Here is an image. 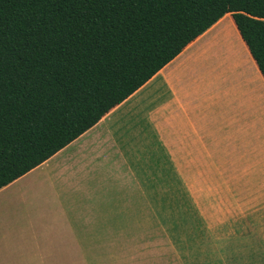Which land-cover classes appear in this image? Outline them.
<instances>
[{
  "label": "crops",
  "instance_id": "crops-1",
  "mask_svg": "<svg viewBox=\"0 0 264 264\" xmlns=\"http://www.w3.org/2000/svg\"><path fill=\"white\" fill-rule=\"evenodd\" d=\"M262 85L225 13L94 125L0 188V264H101L106 242L165 208L159 178L209 192L200 178L244 151L264 123ZM223 255L230 259L217 264H264V247Z\"/></svg>",
  "mask_w": 264,
  "mask_h": 264
},
{
  "label": "trees",
  "instance_id": "trees-1",
  "mask_svg": "<svg viewBox=\"0 0 264 264\" xmlns=\"http://www.w3.org/2000/svg\"><path fill=\"white\" fill-rule=\"evenodd\" d=\"M225 13L264 77V0H0V188Z\"/></svg>",
  "mask_w": 264,
  "mask_h": 264
},
{
  "label": "rangeland",
  "instance_id": "rangeland-1",
  "mask_svg": "<svg viewBox=\"0 0 264 264\" xmlns=\"http://www.w3.org/2000/svg\"><path fill=\"white\" fill-rule=\"evenodd\" d=\"M249 135H242L244 151L241 146L200 178L209 192L192 194L172 176L159 178L166 180L164 202L159 200L165 208L151 209L127 238L106 242L101 264H217L230 259L224 251L264 247V123L255 127L254 142ZM156 165L152 159L151 171Z\"/></svg>",
  "mask_w": 264,
  "mask_h": 264
}]
</instances>
